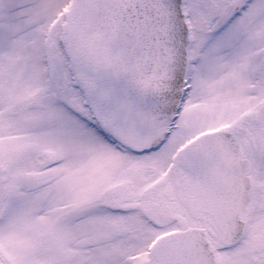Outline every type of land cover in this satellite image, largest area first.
<instances>
[{"label": "snow or ice", "instance_id": "6c2138e0", "mask_svg": "<svg viewBox=\"0 0 264 264\" xmlns=\"http://www.w3.org/2000/svg\"><path fill=\"white\" fill-rule=\"evenodd\" d=\"M0 264H264V0H0Z\"/></svg>", "mask_w": 264, "mask_h": 264}]
</instances>
